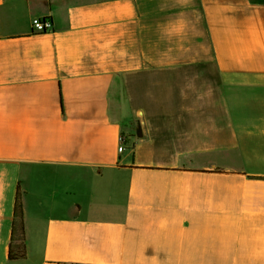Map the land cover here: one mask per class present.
Returning <instances> with one entry per match:
<instances>
[{
	"label": "crops",
	"instance_id": "1",
	"mask_svg": "<svg viewBox=\"0 0 264 264\" xmlns=\"http://www.w3.org/2000/svg\"><path fill=\"white\" fill-rule=\"evenodd\" d=\"M0 264H264V0H0Z\"/></svg>",
	"mask_w": 264,
	"mask_h": 264
},
{
	"label": "trees",
	"instance_id": "2",
	"mask_svg": "<svg viewBox=\"0 0 264 264\" xmlns=\"http://www.w3.org/2000/svg\"><path fill=\"white\" fill-rule=\"evenodd\" d=\"M26 257V229L25 213L23 204V193L18 189L15 218L12 229V243L10 247V261L23 260Z\"/></svg>",
	"mask_w": 264,
	"mask_h": 264
},
{
	"label": "built area",
	"instance_id": "3",
	"mask_svg": "<svg viewBox=\"0 0 264 264\" xmlns=\"http://www.w3.org/2000/svg\"><path fill=\"white\" fill-rule=\"evenodd\" d=\"M32 29L34 33H48L54 30L53 23L47 18L34 19L32 22ZM123 141H121L120 152L124 150Z\"/></svg>",
	"mask_w": 264,
	"mask_h": 264
}]
</instances>
